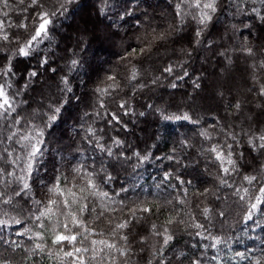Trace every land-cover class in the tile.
<instances>
[{
    "label": "trees",
    "instance_id": "trees-1",
    "mask_svg": "<svg viewBox=\"0 0 264 264\" xmlns=\"http://www.w3.org/2000/svg\"><path fill=\"white\" fill-rule=\"evenodd\" d=\"M198 2L0 0V264H264V0Z\"/></svg>",
    "mask_w": 264,
    "mask_h": 264
},
{
    "label": "snow or ice",
    "instance_id": "snow-or-ice-1",
    "mask_svg": "<svg viewBox=\"0 0 264 264\" xmlns=\"http://www.w3.org/2000/svg\"><path fill=\"white\" fill-rule=\"evenodd\" d=\"M72 0H65V3H71ZM3 3L5 5H7L8 3V0H3ZM31 3L33 5L37 4L38 3V0H31ZM196 7H200V4L197 0V3L195 4ZM61 7L63 8L64 5L62 4ZM205 8H209L211 9L212 11H215V0H212V2L210 3H207L204 5ZM55 14V13H53ZM39 19L41 21V23H39V26L38 28L36 29L35 31V34L32 36V41H37L39 38H41L42 34L43 35H47V25L51 23V20L48 18V13H43L39 16ZM207 19H210V17H207L206 15L202 16L201 19H200V23L203 24L205 23V21ZM21 27H23V25H21ZM197 35H199V32L197 33ZM4 39H7V37H4ZM28 47H31V43L28 45ZM250 51V50H249ZM20 53L23 54V55H27V50L25 48H21L20 49ZM75 63V62H74ZM10 70V69H9ZM169 71H171V69H168ZM33 75H35V73H33ZM135 75V74H133ZM262 95H264V91L261 92ZM0 99H2V103H0V109H4V112H7L8 111V108H11V104L9 103L7 97H6V94L4 93L3 91V88L2 86H0ZM7 105V108L5 107ZM237 107H239V105H237ZM56 111H59V109H56ZM0 117H2V114H0ZM55 117H51L50 119H54ZM185 119H188L187 116L184 117ZM9 139H11V137H9ZM261 140H264V136H261L260 137ZM261 148H264V144H261L260 145ZM40 151L39 148L33 146V151L30 153V156L31 157H35L37 155V153ZM215 151V149L213 150ZM146 158V157H145ZM217 158L220 159V155L218 154L217 155ZM229 163H232L231 160H229ZM31 163L28 164V169L30 170L31 169ZM225 172L228 171L227 168L224 169ZM3 173V169H0V174ZM12 173H9V175H11ZM249 180V183H251V181L253 179H255L254 177L253 178H246ZM94 187V185H93ZM28 188V185L25 183L24 186H23V189L22 190H26ZM54 191H59V189H53ZM261 192H264V188L260 189ZM19 194V193H17ZM106 195V194H105ZM259 200V198H257ZM53 203H55V201H53ZM67 204V202H65ZM257 207L256 204H253L252 205V209L255 210ZM143 211L147 212V211H150L149 209L145 208V209H142ZM80 211H84V208H80ZM71 214V213H70ZM41 215H46V213H42ZM171 222V221H170ZM5 223V221H0V225H3ZM73 223L76 224L77 226H79V221L77 219V217H73ZM127 226V222H125L124 224H120V225H117L118 228H124ZM67 227V226H65ZM85 231H87V229H85ZM126 239V237H124ZM171 239V236H165L164 238V243L167 244L168 241ZM77 240V236L76 235H64V234H58L56 236V239L54 242L56 243H61V242H64V241H69V242H75ZM93 244L97 243L96 241H92ZM103 243V242H101ZM107 247L109 248H114L115 245H106ZM39 247V245L37 246ZM86 250V249H85ZM82 251L81 248L79 247H76L75 248V252L76 253H80ZM66 256H72L73 255V252L69 251V252H66L65 253ZM80 264H83V261L81 260L80 261Z\"/></svg>",
    "mask_w": 264,
    "mask_h": 264
},
{
    "label": "rangeland",
    "instance_id": "rangeland-1",
    "mask_svg": "<svg viewBox=\"0 0 264 264\" xmlns=\"http://www.w3.org/2000/svg\"><path fill=\"white\" fill-rule=\"evenodd\" d=\"M71 30V29H70ZM72 32H73V28H72ZM76 34H79V33H76ZM72 35H74V36H82V35H75V33L73 34L72 33ZM74 36H72V37H74ZM201 44H196V48H199V46H200ZM225 47V45H223L221 48L223 49ZM237 51H242L243 52V49L240 47V48H238V50L235 48V50H234V53L235 52H237ZM226 52L227 51H222V52H219V56H220V58H222V60H223V62H224V64H225V67H226V65H227V67H226V69H228V70H230V71H232V66H234V64H233V62H231V61H226L225 60V57H226ZM253 55H252V53L250 54V57H252ZM253 65L254 64H252V60H250V61H248L247 62V67H249V71L250 72H252V70L253 69H251L252 67H253ZM37 66H35V68H36ZM206 74V73H205ZM200 77H202V79L204 80V85L205 86H210V84H211V88H210V92H213L214 94H215V91H217L218 90V86H221V87H223V85H222V83L220 84L219 82H217V81H219V80H217V79H214V80H212V78H210V76L209 75H207L206 74V76H204L203 74L200 76ZM239 89H238V93H239ZM246 92H248V90H246ZM248 95V101H243V103H241V105L243 104L244 105V103L246 104V102H247V104L250 102V101H253L254 102V104H252V106L254 107V105H255V101L253 100V96H254V94L253 93H251L250 91H249V94H247ZM237 98H239L240 100H244V99H242L241 98V95H236L235 96V99H237ZM1 102H3V101H1ZM246 119H248V117L246 118ZM240 128H243V126L241 127V126H239Z\"/></svg>",
    "mask_w": 264,
    "mask_h": 264
}]
</instances>
